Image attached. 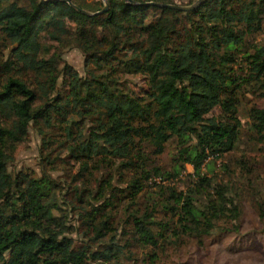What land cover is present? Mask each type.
<instances>
[{"label":"trees","instance_id":"1","mask_svg":"<svg viewBox=\"0 0 264 264\" xmlns=\"http://www.w3.org/2000/svg\"><path fill=\"white\" fill-rule=\"evenodd\" d=\"M69 1L0 0V45L12 47L0 58V264L119 263L127 230V246L159 249L160 240L211 235L227 212L236 221L231 187L214 183L204 163L237 147L243 90L264 97V46L245 47L264 34V0H191L187 11L148 4L174 0H107L104 11ZM68 47L84 53L83 74L64 62ZM125 74L144 76L148 98L123 85ZM248 117L253 141L264 144V108L250 107ZM30 126L49 170L60 159L76 171L63 181L45 169L11 174ZM54 135L64 158H49ZM174 138L172 173L154 166L153 174L170 179L191 165L192 184L171 187L165 205L132 207L151 173L149 151L161 154ZM247 162L239 165L250 174ZM115 167L134 173L124 189L112 186ZM159 208L167 222L155 220Z\"/></svg>","mask_w":264,"mask_h":264},{"label":"rangeland","instance_id":"2","mask_svg":"<svg viewBox=\"0 0 264 264\" xmlns=\"http://www.w3.org/2000/svg\"><path fill=\"white\" fill-rule=\"evenodd\" d=\"M89 5L101 3L104 7L107 0H85ZM191 0H174L176 4L188 6ZM153 14H149L151 18ZM248 51L255 50V46H264V34L254 33L247 37ZM12 47H4L0 45V58H8L11 54ZM63 60L72 65L80 73H84L85 55L77 47H68L63 52ZM241 62V61H240ZM123 85L133 91L139 97L148 98L150 89L146 83V79L142 75L125 74L119 76ZM66 78L62 76L58 83V90L63 92L66 89ZM264 108V97L258 96L250 90H243L238 106V118L242 123V136L238 141L237 147L230 153L224 154L222 157L213 160L210 156L204 164L210 165L206 175L212 178L216 184L223 183L229 185L232 189L231 196L238 206L239 218L231 220L232 216L227 212L225 218L220 222V226L214 230L211 235L201 240L195 237L184 236L179 240L172 239L170 241L160 240L159 249L146 246L143 247L136 242H132L127 246L126 239L131 238L127 230V235H122L121 244H125L124 256L119 263L110 262L106 264H264V217L261 218L260 209L264 208V144L253 141L250 132V119L248 111L252 106ZM219 108L215 109L211 115L220 116ZM49 139V136H47ZM55 142L50 146L53 150L49 154L50 159H54L56 155L64 158L66 155L65 148L58 146L61 139L55 136L51 139ZM181 141L178 138L172 139L159 155H154L149 151L151 159L150 175L143 181V192L137 199L136 205L132 207L145 208L148 204L162 202L167 204L166 199L169 196V189L174 187L179 191H186L193 182L191 165H186L179 175L173 178L164 179L153 174L152 167H159L162 172L169 171L172 173L175 163L178 146ZM42 139L33 126H30L25 139L19 143L8 163V170L11 174L28 173L39 176L44 169L52 175L56 181H63L64 177L69 173L75 172V165H68L60 159L56 161L54 169L49 170L43 156L41 157ZM45 156V154H44ZM247 160V164L252 167L250 174L242 171L239 160ZM205 165H203V172ZM114 179L112 186L124 189L126 181H128L134 173L128 171H117L116 167L112 169ZM112 176H113V172ZM137 173L141 174L140 171ZM97 175V174H96ZM100 178L102 174H98ZM262 203L263 205H261ZM127 202L124 203V207ZM121 208V207H120ZM120 216L122 210L119 209ZM156 221L167 222L169 220L166 212L159 208L154 213ZM236 225V228H234ZM226 227V230L223 228ZM129 229V228H128ZM121 234V233H120ZM154 253L158 256L155 258ZM101 264V263H93Z\"/></svg>","mask_w":264,"mask_h":264},{"label":"water","instance_id":"3","mask_svg":"<svg viewBox=\"0 0 264 264\" xmlns=\"http://www.w3.org/2000/svg\"><path fill=\"white\" fill-rule=\"evenodd\" d=\"M72 6H74L73 3H71L69 0H67ZM130 2H133V0H129ZM200 1V0H197ZM151 5H157V6H162V7H167V8H172V9H177V10H183V11H187L190 10L191 8L197 6V3H194L193 5H189V6H185V5H180V4H162V3H155V2H151L148 3ZM108 8L107 2L105 3L103 9L101 11H104ZM84 13L86 14H92L90 12H87L85 10H82Z\"/></svg>","mask_w":264,"mask_h":264}]
</instances>
